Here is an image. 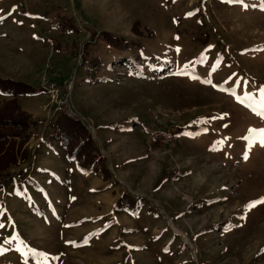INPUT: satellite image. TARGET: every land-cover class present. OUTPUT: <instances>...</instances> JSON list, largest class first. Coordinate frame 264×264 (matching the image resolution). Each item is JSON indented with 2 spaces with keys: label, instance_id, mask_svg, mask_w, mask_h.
<instances>
[{
  "label": "rangeland",
  "instance_id": "obj_1",
  "mask_svg": "<svg viewBox=\"0 0 264 264\" xmlns=\"http://www.w3.org/2000/svg\"><path fill=\"white\" fill-rule=\"evenodd\" d=\"M0 17V77L37 92H0L29 120L0 169V264H264V203L245 207L264 197V0H0ZM63 119L109 177L66 156Z\"/></svg>",
  "mask_w": 264,
  "mask_h": 264
},
{
  "label": "trees",
  "instance_id": "obj_2",
  "mask_svg": "<svg viewBox=\"0 0 264 264\" xmlns=\"http://www.w3.org/2000/svg\"><path fill=\"white\" fill-rule=\"evenodd\" d=\"M107 36V40L113 44L121 42V38H114L110 34L104 33ZM7 78L0 77V92L4 94H14L13 96H25L35 94L36 89L29 84L22 82H15L14 86L9 89L11 84ZM12 82V81H11ZM4 85V87H3ZM19 87V88H18ZM2 90V91H1ZM16 90L18 91L16 93ZM40 90V89H39ZM29 125V120L26 116H15L12 114L0 113V169H5L10 164L16 162V143L14 140H8V136L14 137L18 133L14 128L19 126L25 128ZM55 136L59 139L60 145H64L67 152L66 156L76 163L79 170L83 172H97L100 169V173L106 177L110 176L109 170L104 165L105 157L97 151L93 139L86 131H82L78 123L71 119H63L60 124L55 123ZM61 128V131H60ZM13 129L12 132L10 130ZM84 130V129H83ZM79 139H76V138ZM20 148L22 142L18 144ZM20 150V149H19ZM18 150V151H19Z\"/></svg>",
  "mask_w": 264,
  "mask_h": 264
},
{
  "label": "built area",
  "instance_id": "obj_3",
  "mask_svg": "<svg viewBox=\"0 0 264 264\" xmlns=\"http://www.w3.org/2000/svg\"><path fill=\"white\" fill-rule=\"evenodd\" d=\"M41 77V88L47 90L49 93L52 94L56 108H61L69 117H75V110L70 104L71 85L65 84L62 89H59L58 85L52 80L47 79L45 75H42ZM75 119L77 118L75 117Z\"/></svg>",
  "mask_w": 264,
  "mask_h": 264
},
{
  "label": "snow or ice",
  "instance_id": "obj_4",
  "mask_svg": "<svg viewBox=\"0 0 264 264\" xmlns=\"http://www.w3.org/2000/svg\"><path fill=\"white\" fill-rule=\"evenodd\" d=\"M0 19H2V17H0ZM187 67L188 66H185V69L184 71L186 72L187 71ZM176 74H181V73H176ZM208 83H211L210 80L206 81ZM261 115H264V113H261ZM249 133H258L259 134V143H260V146L261 147H264V129H249ZM187 134V133H186ZM245 140H248L249 141V146L251 145V143L253 142L249 136H245L244 137ZM244 158L247 159V153H245L244 155ZM257 203H264V197L260 198L259 200L257 201H251L248 205H245L246 208H250V207H254ZM0 227H2V225H0ZM67 243H74V242H71V241H67Z\"/></svg>",
  "mask_w": 264,
  "mask_h": 264
},
{
  "label": "crops",
  "instance_id": "obj_5",
  "mask_svg": "<svg viewBox=\"0 0 264 264\" xmlns=\"http://www.w3.org/2000/svg\"><path fill=\"white\" fill-rule=\"evenodd\" d=\"M24 180V179H23ZM22 182V181H21Z\"/></svg>",
  "mask_w": 264,
  "mask_h": 264
}]
</instances>
